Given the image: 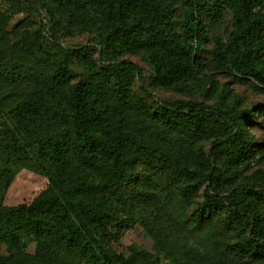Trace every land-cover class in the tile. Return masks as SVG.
Returning a JSON list of instances; mask_svg holds the SVG:
<instances>
[{
	"label": "trees",
	"instance_id": "obj_1",
	"mask_svg": "<svg viewBox=\"0 0 264 264\" xmlns=\"http://www.w3.org/2000/svg\"><path fill=\"white\" fill-rule=\"evenodd\" d=\"M3 1L2 51L16 14L46 12L93 31L99 60L88 59L90 49L65 48L42 20L20 47L25 57H15L26 63L0 58V88L30 87L9 105L10 125L0 117V248L8 253L0 264H159L138 247L128 257L113 255L106 240L125 229L117 208L132 213L133 227L145 225L157 252L176 246L160 229L167 216L198 239L204 264L264 261V194L252 185L264 173L241 182L235 172L261 149L249 133L251 111L155 99L134 89L142 69L122 59L144 52L150 86L187 82L203 67L205 16L221 21L228 12L229 37H215L212 53L236 77L264 88V0H180L187 7L181 25L173 20L176 0ZM75 60L84 73L72 84ZM49 101L59 107L47 121ZM205 141L209 151L198 147ZM22 165L48 175L50 186L31 204L6 206ZM176 205L182 215L173 218ZM222 223L243 233L232 243L207 236L222 234Z\"/></svg>",
	"mask_w": 264,
	"mask_h": 264
},
{
	"label": "rangeland",
	"instance_id": "obj_2",
	"mask_svg": "<svg viewBox=\"0 0 264 264\" xmlns=\"http://www.w3.org/2000/svg\"><path fill=\"white\" fill-rule=\"evenodd\" d=\"M0 7L5 8V3L0 0ZM173 20L181 25L187 13V7L180 0H176L174 5ZM34 16L31 13L20 11L16 14L8 24L5 30L7 47L5 50L0 49V58L15 59L23 63L27 59H16L15 57H25L21 45L26 44L30 32L34 29L40 20L44 21L51 33L55 34L61 39V44L65 48L73 49L75 52L79 48L90 49L88 52V59L96 62L99 60V54L96 52V46L90 42L93 37V31L83 32L79 25L65 15H58L51 18L46 12L37 13ZM204 21L207 25L209 41L205 46L204 63L202 69L197 68L196 73L192 79L187 82H179L170 88L153 87L150 86L153 77V70L147 63L146 54L144 52H124L122 59L131 61L142 69V79L137 75L134 89L139 91L142 88L155 98L159 100H197L204 102L213 107H229L235 111H251L256 124L249 127V133L254 140L261 145L260 151L254 155L252 159L244 165L235 169L239 176V180L244 182L251 178L256 172L264 173V88L258 85L253 80H244L236 77L233 73L226 70L224 66L216 61L213 55L215 48V37H221L227 40L232 29L231 16L225 12L221 21H217L211 15H206ZM9 45V49H8ZM5 47V46H4ZM82 50V51H83ZM101 50V49H100ZM74 75L72 84L77 82L83 75V70L80 65L81 62L75 60ZM29 86H23L19 90L11 88H0V117L1 122H6L10 125L7 110L9 105L16 102L29 89ZM151 103L152 100L148 99ZM59 105L56 101H49L45 112V118L48 121L49 115L58 109ZM169 133L165 131V134ZM172 136V135H171ZM210 142H201L198 147H204L206 151L210 150ZM223 162H216L221 165ZM51 180L48 175L40 173L31 167L21 166V169L14 179L11 187L4 196V204L9 207H15L22 204H31L40 194L46 191L50 186ZM255 192L264 194V180L252 183ZM1 189V182H0ZM174 215H182L181 209L173 207ZM190 209L189 213H191ZM262 214L264 218V206H262ZM151 219L152 216L148 215ZM116 217L124 222V228L121 232L120 239L106 240V245L113 252L115 257L124 255L128 257L132 254V249L135 247L143 248L150 252L154 260L159 264H204V259L201 257L203 249L199 245L198 239L192 237L184 230H181L174 223V220L168 219L164 216L161 231H165L168 241H174L176 246L170 251L160 250L157 252V247L154 239L148 234L145 225H133L132 213L127 210L117 208ZM223 227L221 232L215 231V234L207 231L203 233L215 240L223 241L224 243H232L238 239L242 231L235 228L228 229L227 225L221 224ZM115 233L112 231V234ZM205 238V237H204ZM203 238V239H204ZM208 238V237H207ZM210 239V238H208ZM28 252L34 253L35 244L30 240L26 241ZM0 255L8 256L7 250L0 248ZM232 264H264L262 262H255L252 259H240Z\"/></svg>",
	"mask_w": 264,
	"mask_h": 264
}]
</instances>
